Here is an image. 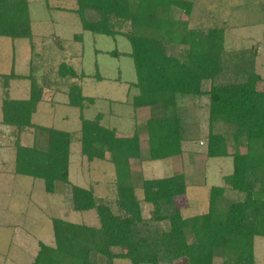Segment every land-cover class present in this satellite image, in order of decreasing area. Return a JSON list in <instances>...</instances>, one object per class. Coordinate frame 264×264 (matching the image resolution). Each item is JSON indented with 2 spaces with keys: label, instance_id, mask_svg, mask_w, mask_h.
I'll return each instance as SVG.
<instances>
[{
  "label": "trees",
  "instance_id": "1",
  "mask_svg": "<svg viewBox=\"0 0 264 264\" xmlns=\"http://www.w3.org/2000/svg\"><path fill=\"white\" fill-rule=\"evenodd\" d=\"M76 2L71 11L83 31L114 39L124 36L131 43V51L116 48L108 53L133 60L137 79L129 82L127 96L128 101L132 99L134 119L145 115L147 158L172 159L189 151L186 104L207 97V155L232 157L233 170L222 176V185L210 188L206 212L185 217L176 203V197L188 191L185 174L146 178L140 169L135 170L134 160L144 157L138 125L135 134L124 136L104 123V112L86 117L85 111L98 97L85 93L87 73L76 70L66 59L58 64L57 76L74 79L66 93L67 104L79 109L80 130L36 123L34 114L46 100L50 81L46 73L40 76L42 82L37 75L40 64L35 61L30 1L0 0V36L28 39L33 52L27 74L15 69L0 74L2 123L14 134V171L41 179L49 193L55 192L57 182L70 184L74 210H94L100 223L93 226L54 217L55 245L40 241L33 264H114L115 259L132 264H216L217 259L221 264H259L255 240L264 237V77L257 70V48L229 52L225 26L192 28L188 20L175 19L174 9L190 14L193 0ZM90 11L96 13L95 18L88 16ZM56 38L63 48V40ZM84 38L82 32L73 40L84 42ZM173 45L179 47L177 53L171 49ZM96 68L95 77L102 80L98 63ZM22 79L30 81L29 95L13 98L12 82ZM206 81L209 88L204 86ZM220 127L229 128L232 144L219 141L216 132ZM75 141H80L81 153L89 162L105 160L110 154L116 171L112 200L100 199L93 186L70 181ZM228 191L242 197L228 198ZM143 203L153 207L154 218L144 216Z\"/></svg>",
  "mask_w": 264,
  "mask_h": 264
},
{
  "label": "rangeland",
  "instance_id": "2",
  "mask_svg": "<svg viewBox=\"0 0 264 264\" xmlns=\"http://www.w3.org/2000/svg\"><path fill=\"white\" fill-rule=\"evenodd\" d=\"M29 1L35 29L34 53L37 54L35 61L40 64L37 75L42 82L40 76L46 73L50 81L46 89V100L38 104L35 113L36 123L74 132L80 130L79 109L62 103V98L59 99L60 102L52 100L55 97L54 93H65V97L70 82L74 80L57 76L58 64L66 59L76 70L87 73L83 79L85 92L99 97L96 106L93 105L90 110L85 111L86 117L92 118L98 112L115 108L121 118L117 119L107 113L105 124L117 125L115 128L122 129L116 128L118 133L124 136L135 134L138 125L146 158L135 159L133 168L137 171L140 169L146 178L184 173L189 184L188 192L185 196L177 198V206L182 208L185 217L206 212L211 186L222 185V176L230 174L233 170L232 157L211 158L207 155V137L210 131L208 98L203 97L200 101L188 100L186 104L189 139L186 148L189 151L172 159H148L145 115L142 113L140 119H134L131 114L132 99L127 100L129 82L137 79L133 60L129 56L117 57L108 53L116 48L124 52L131 51L130 41L124 36L114 39L111 36L83 31L78 16L71 11L77 7L76 0ZM193 1L194 8L190 14L175 8L173 12L175 19L188 20L192 28L225 26L226 49L232 52L257 48V70L264 77V0ZM88 16L95 18L96 13L90 11ZM82 32L84 42L74 41V35ZM56 37L65 43L63 48L58 45ZM96 49L101 51L96 53ZM171 49L176 53L179 51L178 46L173 45ZM32 56L28 39L13 40L0 36V74L9 73L13 69L18 74H27ZM96 63L99 65L102 80L95 77ZM204 86L209 88V82L206 81ZM29 89L28 79L14 80L11 95L13 98L25 99ZM1 93L0 82V97ZM111 98L128 101L127 106L111 101L107 104ZM66 100L68 102V98ZM2 117L0 100V264H33L38 252V239L48 245H55L52 222L54 217L93 226L100 224L99 218L94 210L87 212L74 210L70 184L57 182L55 192L49 193L46 192L41 179L16 174L13 129L2 123ZM220 128L216 132L219 141L232 144L229 128ZM106 157L105 160L96 159L89 162L81 153L80 141H75L71 145L70 181L86 188L95 187L98 197L103 201L112 200L115 195V166L109 160V153ZM137 194L139 198H143L140 188L137 189ZM227 196L231 199L242 197L240 193L231 191H228ZM143 211L147 218L156 216L153 207L148 203H143ZM160 225L166 226L165 223ZM258 253V263L263 264L264 241L258 243ZM93 258L96 260L95 256ZM217 260L219 262L216 264H221L220 259ZM114 264L132 263L127 259H115ZM176 264L184 262L177 261Z\"/></svg>",
  "mask_w": 264,
  "mask_h": 264
},
{
  "label": "crops",
  "instance_id": "3",
  "mask_svg": "<svg viewBox=\"0 0 264 264\" xmlns=\"http://www.w3.org/2000/svg\"><path fill=\"white\" fill-rule=\"evenodd\" d=\"M32 12V11H31ZM32 15V14H31ZM33 20V19H32ZM33 29H34V20H33ZM34 35H35V29H34ZM100 50V49H99ZM101 51V50H100ZM130 82H135V80L134 81H130ZM84 86V85H83ZM84 91H85V89H84ZM86 93V92H85ZM87 94V93H86ZM29 95V94H28ZM64 95H65V93L64 94H62V93H58V94H53V96H55L52 100H56V102H60L59 101V99H61L62 98V103H64V104H67V100H66V98H68L67 97V94H66V96L64 97ZM28 97V96H27ZM95 97H97V96H95ZM99 98V97H98ZM64 99V100H63ZM98 100V99H97ZM127 100H128V96H127ZM110 101L112 102V103H114V104H119V105H121V106H127V104H126V101H121V100H117V99H109V102L107 101V104H110ZM42 102H44V101H42ZM41 102V103H42ZM123 102V103H122ZM96 103H98L97 101H96ZM96 103L94 104V106H96ZM37 108H38V106H37ZM91 109V108H90ZM89 109V110H90ZM104 113H105V118H106V116H107V113H110L111 114V116L112 117H116L117 119H120L121 118V116L119 115V111H116L115 110V108L114 109H108V111H103ZM36 113V112H35ZM80 113V112H79ZM99 113V112H98ZM97 113V114H98ZM131 114H133V113H131ZM96 115V114H95ZM94 115V116H95ZM67 119H69V117H66ZM78 118H79V114H78ZM33 120L35 121V114H34V118H33ZM67 121H69V120H67ZM36 122V121H35ZM118 122H119V120H118ZM117 122V123H118ZM111 127H115V126H117V125H113L112 123H111V125H110ZM9 127V126H8ZM11 128V127H10ZM117 128V127H116ZM118 130H122L121 128H117ZM120 133H121V131H120ZM121 135V134H120ZM143 155H144V153H143ZM144 158H146V156L144 155ZM143 158V159H144ZM212 187V186H211ZM188 192V191H187ZM186 194H184V195H181V196H178V197H182V196H185ZM178 197H176V203H177V198ZM179 206V205H178ZM181 210H182V208H181ZM182 212H183V210H182ZM40 241H43V240H39L38 239V241H37V244H38V250H39V242ZM263 242L264 241V237H256V240H255V254H256V260H257V262H259V253H258V243H260V242ZM44 242V241H43ZM45 243V242H44ZM47 244V243H46ZM38 253V252H37ZM264 264V263H263Z\"/></svg>",
  "mask_w": 264,
  "mask_h": 264
}]
</instances>
